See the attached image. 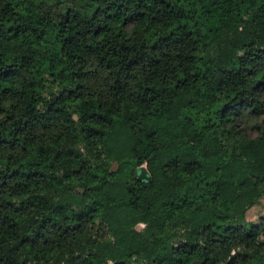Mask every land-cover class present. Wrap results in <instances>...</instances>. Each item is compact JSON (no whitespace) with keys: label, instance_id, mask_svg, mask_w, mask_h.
<instances>
[{"label":"trees","instance_id":"1","mask_svg":"<svg viewBox=\"0 0 264 264\" xmlns=\"http://www.w3.org/2000/svg\"><path fill=\"white\" fill-rule=\"evenodd\" d=\"M262 196L264 0H0V264H264Z\"/></svg>","mask_w":264,"mask_h":264},{"label":"rangeland","instance_id":"2","mask_svg":"<svg viewBox=\"0 0 264 264\" xmlns=\"http://www.w3.org/2000/svg\"><path fill=\"white\" fill-rule=\"evenodd\" d=\"M263 216H264V196L260 197L255 203V205L248 208L246 212V218L248 221L256 222L260 217ZM137 228L142 229L143 224H138ZM101 233H103L101 228L97 226L92 229L91 236L93 238L99 237L100 235H102ZM76 254H78V251L75 253V256ZM69 263L72 264L71 258H69L67 254H63L62 256L52 260L50 264H69Z\"/></svg>","mask_w":264,"mask_h":264},{"label":"water","instance_id":"3","mask_svg":"<svg viewBox=\"0 0 264 264\" xmlns=\"http://www.w3.org/2000/svg\"><path fill=\"white\" fill-rule=\"evenodd\" d=\"M137 179L143 182H149L151 180L150 174L147 171V168L145 165L140 166L137 169Z\"/></svg>","mask_w":264,"mask_h":264}]
</instances>
